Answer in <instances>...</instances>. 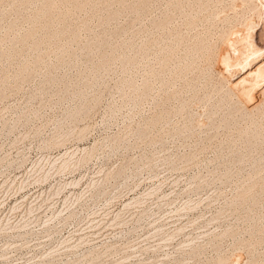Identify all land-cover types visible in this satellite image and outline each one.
I'll return each instance as SVG.
<instances>
[{
	"label": "rangeland",
	"instance_id": "374dc122",
	"mask_svg": "<svg viewBox=\"0 0 264 264\" xmlns=\"http://www.w3.org/2000/svg\"><path fill=\"white\" fill-rule=\"evenodd\" d=\"M96 1L99 11L88 8L71 19L78 41L67 51L44 45L43 61L28 80L14 75L35 54L26 49L22 58L6 61L1 51L11 44L0 45V264H213L222 256L230 264H251L249 210L232 205L251 167L236 158L245 157L246 144L227 143L238 136L240 125H249H244L249 118L220 128L226 113L215 115L212 124L207 108L194 105L191 112L198 124H189L185 113H175L149 139H141L138 127L158 111L160 92L154 91L155 100L140 106L133 96L125 98V92L132 93L126 80L141 84L149 66L124 70L117 57L134 55L149 38L162 36L151 21L164 13L166 4L153 0L140 16L129 1L119 18L110 21L108 15L122 9L119 0ZM104 1L111 11L102 9ZM225 1V7L232 3ZM257 1L254 5L262 8L248 17L260 16L254 19L262 35L256 42L263 47L264 6ZM9 4L1 6L5 15L0 17V37L13 22L18 21L12 31L17 35L30 29ZM36 5L24 13H33ZM180 23L176 18L173 27ZM98 38L108 45L102 51L94 47L89 55ZM113 49L117 59L96 72L102 52ZM89 105L93 109L86 117L69 121L71 113ZM166 105L174 109L181 104L172 99ZM85 128L84 138H78ZM55 139L65 141L50 147ZM204 145L207 149L198 153ZM94 147L88 161L81 162ZM65 160L70 167L59 169ZM258 253L264 255V247Z\"/></svg>",
	"mask_w": 264,
	"mask_h": 264
},
{
	"label": "bare ground",
	"instance_id": "6f19581e",
	"mask_svg": "<svg viewBox=\"0 0 264 264\" xmlns=\"http://www.w3.org/2000/svg\"><path fill=\"white\" fill-rule=\"evenodd\" d=\"M129 1L130 4L132 2V11L137 14L140 12L143 14L153 2V0H119L122 9L111 12L106 19L114 21L119 18L121 13L126 10ZM158 1L164 2L166 9L160 17L151 21V28L161 32L162 36L154 39L149 38L145 44L133 53L134 55H130V53L117 57L115 49L110 53L102 52V61L97 65L95 71L106 70L110 63L117 58L124 70L133 67L141 70L146 65L149 66L141 84L132 80L127 82L126 80L125 83L130 87L132 93L127 94L125 92L123 94L125 98L126 96H129V98L133 96L135 104L140 106L150 99L155 100L154 91L160 92L161 99L156 102L158 111L149 116L138 127L137 135L141 139H149L150 132L163 122H171V116L175 113H185L189 124L194 122L198 124L200 121H196L194 114L191 112L194 105H202L207 108V113H205L212 124L216 122L214 120L215 115L221 111L226 113L227 116H223L222 121L219 120L220 123L218 124L220 125L217 124V127L220 126V128L228 129L230 123L240 121V117L245 118L247 116L249 118L248 121L250 122L245 121L247 123L244 125L249 124L245 128L242 127V129L240 128L241 125L237 124V126L240 125L239 129H236L239 130L237 131V137L231 135L232 137L227 139L229 144H235L240 140L246 144L244 148L247 147V150L245 149L247 159L243 158V155L240 157L236 155L238 156L236 158L240 163L247 160L251 167V170H248L250 172L249 175L247 174L248 178L232 205L242 204L247 206L249 210V213H247L249 216L247 217L250 219L249 223L251 224V228H249L251 229L249 230V232L251 231L250 238H247L249 239L247 240V247L250 254V263L264 264V255L262 253L257 254L259 249L264 247V46L260 47L256 42L257 36H262L258 24L254 21L257 14L253 16V19L248 17L250 12H252V15L255 12L258 13L262 6L259 4V9L258 4L254 5L255 0H231L232 3L228 7L232 10V15L227 16L225 11L228 7H225V0ZM228 1L226 4L231 2ZM263 1L261 0L264 6ZM38 2L39 7L37 6ZM104 2H102V9L107 8L110 4L109 2L107 4V1ZM239 2L241 5H238ZM4 3H11L12 10L14 9L20 19L25 20L24 22H27L30 26L26 33L17 35L12 31L18 21L13 22L9 25L8 33L0 37V45L6 41L11 44L9 49L1 51L3 60L9 61L14 57L20 59L28 49L35 54L34 60L32 62L23 61L14 75V78L22 81L31 78L36 67L42 63L44 45H55L67 51L71 42L78 41V32L72 27L71 21L75 13L85 11L88 8L97 12L101 6L96 0H0V17L5 15L2 8ZM35 5L37 9L33 13L28 15L24 13L27 12L25 10ZM109 11L111 10L109 9ZM261 13L259 14L261 15ZM139 15L140 18L141 15ZM178 17L181 19V23L178 27H173L175 19ZM258 17L260 18V16ZM106 19L104 21H107ZM204 23L208 26H205ZM220 23L222 26H220ZM82 24L84 27L87 26L85 21ZM217 25L221 27V29L218 28V31ZM256 28L257 31H255ZM215 32H218L217 37H214ZM63 37L68 39V42H63ZM92 42L88 52L89 55L94 47L102 51L108 45L105 38H98ZM140 67L142 68L139 69ZM213 70L216 71L218 77L213 76ZM6 81L7 78H4L3 82ZM178 83L181 84V88H176ZM124 84L122 87L125 86ZM172 99L180 100V107L174 109L167 107L166 104ZM213 100H215L214 104L208 109V104ZM96 101L97 99L94 102L96 103ZM89 106H81L76 109L75 112L71 113L69 121L75 123L78 118L86 117L90 109H93L91 105ZM185 127L189 128L188 126ZM235 127L234 124L232 128ZM87 129H81L78 138H84ZM175 131L180 134L178 128ZM56 139L48 145L50 147H61L65 140ZM206 149L207 146L204 145L197 152ZM94 150L95 147L85 151L82 160L80 158L81 162L88 161ZM197 152L193 155H197ZM247 153L248 155H246ZM233 154L235 155L236 152ZM66 161L61 162L59 169L66 170L68 168L67 163L70 162ZM248 169L250 168L248 167ZM88 256L92 257L94 253H89ZM229 259L223 256L218 257L213 264H230L231 259Z\"/></svg>",
	"mask_w": 264,
	"mask_h": 264
}]
</instances>
